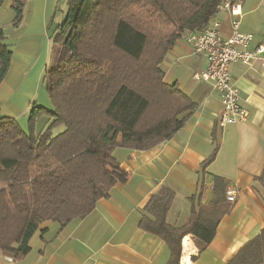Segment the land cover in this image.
<instances>
[{
  "label": "trees",
  "instance_id": "1",
  "mask_svg": "<svg viewBox=\"0 0 264 264\" xmlns=\"http://www.w3.org/2000/svg\"><path fill=\"white\" fill-rule=\"evenodd\" d=\"M226 2L237 0H67L64 18L50 36L55 52L45 67L51 107L32 103L27 130L16 118L0 116L2 252L22 258L43 222L62 227L82 218L125 182L116 148L150 149L185 124L194 102L164 81L161 63L187 32L209 27ZM11 7L17 26L23 0H12ZM5 40L0 28V83L12 55ZM216 148L202 162L203 170ZM255 180L264 190V164ZM226 188L227 181L213 175L212 198L203 204L201 178L181 225L166 219L174 189L162 184L151 194L138 226L165 242L167 264H181L186 235L199 252L207 248L229 212ZM224 264H264V226Z\"/></svg>",
  "mask_w": 264,
  "mask_h": 264
},
{
  "label": "crops",
  "instance_id": "2",
  "mask_svg": "<svg viewBox=\"0 0 264 264\" xmlns=\"http://www.w3.org/2000/svg\"><path fill=\"white\" fill-rule=\"evenodd\" d=\"M62 1L23 0L17 26L13 24L12 0L0 5L5 42L14 44L9 69L0 83V116L27 123L32 103L40 105L39 79L50 57L51 32L65 15L67 0L64 5ZM236 4L242 12L239 30L253 35L251 46L264 44V0H237ZM233 19L228 10L218 14L221 35L231 34ZM206 64L184 37L178 39L161 68L164 81L176 84L194 102L185 124L170 139L150 149L116 148L114 156L127 173L125 182L115 184L109 196L82 218L62 227L56 221L43 222L22 258L14 259L0 250V264H167L165 242L138 226L141 209L159 186L170 185L175 196L166 219L181 225L189 217L188 197L197 192L201 178V203L211 200L213 175L223 177L227 186L236 189L235 201L227 202L229 212L205 250L199 252L190 235L182 238L180 263L224 264L258 234L264 226V190L255 180L264 164V67L231 65V77L248 115L245 121L220 126V97L208 82L196 77ZM215 148V157L203 170L202 162ZM185 238L190 243L189 263L184 261Z\"/></svg>",
  "mask_w": 264,
  "mask_h": 264
},
{
  "label": "built area",
  "instance_id": "3",
  "mask_svg": "<svg viewBox=\"0 0 264 264\" xmlns=\"http://www.w3.org/2000/svg\"><path fill=\"white\" fill-rule=\"evenodd\" d=\"M221 10H228L234 17L229 36L221 35L217 14L209 27L201 31H189L184 39L195 53L202 55L206 60V68L196 74V77L208 82L218 93L222 106L219 125L224 126L245 121L248 115V111L241 104L240 91L233 82L230 67L239 63L246 67L259 64L263 68L264 44L251 46L253 35L239 30V19L242 14L239 4L226 2ZM236 195V189L228 185L227 201L233 203ZM8 260L12 261L11 258Z\"/></svg>",
  "mask_w": 264,
  "mask_h": 264
},
{
  "label": "rangeland",
  "instance_id": "4",
  "mask_svg": "<svg viewBox=\"0 0 264 264\" xmlns=\"http://www.w3.org/2000/svg\"><path fill=\"white\" fill-rule=\"evenodd\" d=\"M64 2H65V0L62 1L61 5H64ZM51 34H52V32H51ZM13 45H10L12 50H13ZM54 52H55V46L53 47V42H51V51H50V55H49L50 57H49V59L47 61V65L48 66H49V64H51V56L53 55ZM44 74H45V70H44L41 78L39 79L40 80V90H39L38 95L41 98L39 100V104L42 105V106H47V108H50L51 105H50V100H49V97H48V91H47V87H46V82L44 80ZM43 104H45V105H43ZM18 121H19L20 125H22L24 127L27 126V123H22L20 120H18ZM40 125H41V122H40ZM26 130H27V128H26Z\"/></svg>",
  "mask_w": 264,
  "mask_h": 264
},
{
  "label": "bare ground",
  "instance_id": "5",
  "mask_svg": "<svg viewBox=\"0 0 264 264\" xmlns=\"http://www.w3.org/2000/svg\"><path fill=\"white\" fill-rule=\"evenodd\" d=\"M182 245H183V249H184V261L186 263H189L190 262V258H189L187 253H188V250H190L189 249L190 243L187 240V238L183 239Z\"/></svg>",
  "mask_w": 264,
  "mask_h": 264
}]
</instances>
